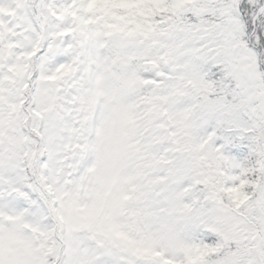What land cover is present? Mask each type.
Masks as SVG:
<instances>
[{"label":"snow or ice","instance_id":"6c2138e0","mask_svg":"<svg viewBox=\"0 0 264 264\" xmlns=\"http://www.w3.org/2000/svg\"><path fill=\"white\" fill-rule=\"evenodd\" d=\"M0 264H264V0H0Z\"/></svg>","mask_w":264,"mask_h":264}]
</instances>
